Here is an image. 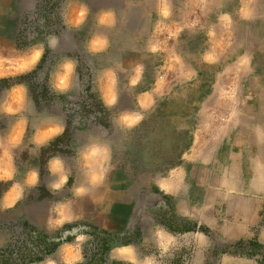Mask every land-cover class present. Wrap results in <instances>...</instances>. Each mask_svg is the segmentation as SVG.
I'll use <instances>...</instances> for the list:
<instances>
[{"label": "crops", "instance_id": "obj_1", "mask_svg": "<svg viewBox=\"0 0 264 264\" xmlns=\"http://www.w3.org/2000/svg\"><path fill=\"white\" fill-rule=\"evenodd\" d=\"M26 1L35 0H0V9L20 12L19 6ZM259 1L240 0L234 15L242 21H253L261 16ZM55 2L61 30L48 29L45 23L43 35L30 41L24 49H9L0 43V79L28 74L38 69L47 53H52L45 74L49 93L79 98L84 91L79 67L86 59L90 69L89 91L95 94L103 108L111 111L110 125L121 133L138 127L162 100L174 96L183 99L185 94L193 97L192 93L199 88V69L177 48L182 32L189 25L175 21L173 0ZM245 9L251 13L250 19L243 18ZM106 12H114L115 24L112 16L104 18ZM225 12L220 14L219 20H232V16ZM81 13L86 15L81 17ZM66 17L82 18L83 23L78 27L71 26ZM222 21L215 25H226ZM50 36H55L58 42L54 49L48 43ZM97 37L106 38L108 47L94 53L90 51L89 43ZM154 57L160 58V62L152 70L148 61ZM66 58L77 64L75 87L70 92L57 93L51 86L58 80L61 64ZM202 58L208 64L219 60L211 46L203 52ZM252 60V56L244 53L235 59V76L239 81L245 76H254ZM138 65H144L142 77L137 71ZM217 72L205 100L184 119V123L190 125L191 144L183 152L180 164L166 174L154 177L151 188L175 198L180 206L187 205L189 212L190 205L201 204L186 197L191 177L195 178L196 171L201 170L205 173L201 184L218 195L232 198L237 204L232 213L236 221L254 222L264 208V99L256 94L264 92V87H249L238 82L224 84L220 76L225 68ZM133 79L140 80L135 87L130 86ZM101 92L105 98L117 94V102L111 108L107 107ZM219 94H229L230 99L210 101ZM21 98L23 102L18 103ZM215 103L225 110L211 112L210 107ZM8 106L14 109L13 114L6 113ZM124 113L142 115L143 119L134 127L122 126L117 121ZM61 127L64 131L57 135ZM103 129L99 126L97 132L85 141L81 130L76 141L69 146L71 153L50 152L41 170L42 151L56 139L65 137L70 130L69 120L65 114L43 116L26 83H17L3 90L0 94V184L7 187L0 194V226L26 221L40 229L58 230L67 225L86 223L106 232L109 237L134 229L136 226L132 223L121 221L123 215L117 212L118 203L107 187L113 149ZM14 136L17 137L15 141ZM24 153L26 158L21 159ZM49 168L54 169V173H50ZM54 183L61 187L51 191L48 186ZM41 189L48 198L38 196ZM32 211L36 212L35 217L29 216ZM179 213L189 218L188 213ZM157 225L163 226L151 221L148 228L142 230L141 243L165 250L174 242L176 248L181 236L194 239L197 236L191 232L173 234L169 230L172 235L160 233L156 231ZM81 236L88 239L81 241ZM199 238L203 240L202 236ZM96 241L95 234L82 230L71 241L60 243L42 261L28 264H45L49 258L56 264H89L91 257L87 249ZM5 243L0 239V248L5 247ZM127 246L136 247L135 252L126 258L130 262L151 257L142 254L133 242L112 244L103 254L105 263L122 264L111 259L110 253Z\"/></svg>", "mask_w": 264, "mask_h": 264}, {"label": "rangeland", "instance_id": "obj_2", "mask_svg": "<svg viewBox=\"0 0 264 264\" xmlns=\"http://www.w3.org/2000/svg\"><path fill=\"white\" fill-rule=\"evenodd\" d=\"M239 2L240 0H173L175 21L189 25L182 32L177 48L199 69V88L192 93L193 97L185 94L183 99L174 96L162 100L156 106L158 111L155 112V108L148 113L143 122L131 131L121 133L110 125L111 113L104 110L95 94L89 91L90 69L86 59L81 65L84 89L81 97L70 99L47 95L44 87H34L37 108L43 116L65 114L70 122L68 136L62 144L57 145L61 153H71L69 146L76 141L81 130L84 132L82 140L85 141L97 132L99 126L105 128L104 134L109 138L113 149L107 187L116 198L117 212L123 215L121 221L136 226L128 237L137 244L142 254L150 255L156 264H264V208L254 222L236 221L232 213L237 204L232 198L218 195L215 190L211 191L201 184L205 178V173L201 170L196 171L195 178L191 177L186 195L201 204L190 205L189 212L187 205L180 206L175 198L151 188L154 177L162 176L180 164L169 166L166 161L181 159L179 156L190 142V125L184 123L187 117L185 115L194 111L193 107L205 100L207 92L204 91L215 82L220 68H225L224 74L220 76L224 84L238 82L249 87H264V0L259 1L261 16L249 22L234 15ZM56 5L55 0H35L26 1L19 6L20 12H4L0 9V43L9 49H24L30 41L43 35L45 23L48 24V29L61 30L55 12ZM223 12L231 15L232 20H219ZM221 21L226 25H215ZM209 46L219 58L211 64L204 63L202 58ZM241 53L252 56L254 76H245L239 81V77L235 76V59ZM52 57V53L47 55V60L39 71L36 81L39 85H42ZM148 62L154 70L160 58H150ZM256 94L258 98L264 99V92ZM225 95L227 96L219 94L210 98V101L230 99L229 94ZM232 99H235V94H232ZM210 108L214 113L225 110L216 103ZM142 124L143 128L139 130ZM20 157L25 159L26 154H21ZM38 196L48 198V194L42 189ZM178 210L188 213L189 218L183 217ZM28 214L36 216L35 211ZM151 221L163 225L173 234L191 232L197 236L195 239L192 236H181V242L176 248L174 242L171 248L160 250L153 244L141 243L142 230L148 228ZM24 222L26 221L11 223L7 227L0 226V239L6 242L5 246L9 243L16 244L15 239L25 240L20 227ZM79 228L90 232L95 230L86 223L79 225ZM61 229L46 231L53 234ZM95 232L98 233L97 241L87 249L91 257L89 264H106L104 249L121 238L109 237L99 230ZM28 246H32L31 243ZM25 251L22 248L19 252ZM14 252L12 256H7L14 260L17 256L16 250Z\"/></svg>", "mask_w": 264, "mask_h": 264}, {"label": "trees", "instance_id": "obj_3", "mask_svg": "<svg viewBox=\"0 0 264 264\" xmlns=\"http://www.w3.org/2000/svg\"><path fill=\"white\" fill-rule=\"evenodd\" d=\"M48 54L49 53H47L45 55V58L43 59V61L39 65L38 69H36V70L26 74V75L14 77V78L0 79V94L3 90L9 88L10 86H12L14 84L26 83L28 85L29 90L31 92V95L34 99H35V97H34V87L35 86L36 87L37 86L44 87L47 95H51L49 93L48 88H47L46 76L44 77L43 82L41 83L42 85H39L38 83H36L38 75H39V71L42 69L44 63L46 62ZM81 65H82V63H81ZM81 65L79 67V71L81 74V78H83ZM202 87H204L203 84H202ZM206 92L207 91H204V93H206ZM53 96H55V95H53ZM58 96L65 97L64 95H58ZM35 101L38 104V100L35 99ZM178 101H180V100H178ZM101 107H102V105H101ZM195 107L196 106H194L193 108L195 109ZM103 109L107 110L108 112L111 113L110 110L105 109V108H103ZM156 111H158V108H156L155 112ZM189 114H191V111H189L185 116L188 117ZM143 125L144 124H142V126H141V128H139V130H141L143 128ZM69 127H70V122H69ZM69 132H70V130H69ZM69 132H67L65 137L56 139L54 142L51 143V145L47 149H44L42 151L41 170H43V168H44V164H45L46 158L48 157V154L50 152H53L56 150L58 151L57 145L64 141V139L68 136ZM189 135H190V142L186 146V148L183 150V152L191 144L190 131H189ZM54 147H56V148H54ZM183 152L179 156L180 158H182ZM166 162L169 163V166H172V165H175V164H178L179 162H181V159L179 161H175V159H168V161H166ZM6 187H7L6 184H0V194L6 189ZM20 227L25 234V236L23 237L25 240L22 241L19 239H15L16 244L9 243L7 246L0 248V264H14V263H16V264H28V263L40 262L44 259V257L46 255L53 253L60 243H62L64 241H71L75 237V234L82 231V229H80L79 226H76V225H67V226L63 227L61 230L54 232L53 234H50L46 230L40 229V228H38V227L28 223V222L21 223ZM94 229L95 230L93 232L92 231L91 232L93 234H95L97 237L98 233L96 234L95 231H98V229L95 227H94ZM186 231H188V230H186ZM132 232H133V230H131V231L128 230V231H123L122 233H120L118 235H115V237L121 238V240L114 241L113 244L131 243L132 239L128 236H130V234ZM104 234L106 235V232H104ZM138 234H139V232H138ZM129 239H131V240H129ZM18 242L20 243V245H18ZM28 243H31L32 246H28ZM22 248L26 249V251L24 253L19 252ZM15 250H16L17 256L14 257V260H13V258L7 256V254L12 256L15 253L14 252ZM106 250H107V248L104 249V252Z\"/></svg>", "mask_w": 264, "mask_h": 264}, {"label": "clouds", "instance_id": "obj_4", "mask_svg": "<svg viewBox=\"0 0 264 264\" xmlns=\"http://www.w3.org/2000/svg\"><path fill=\"white\" fill-rule=\"evenodd\" d=\"M84 15H86V13H81V17H83ZM108 16L113 17V24H115L114 12H106L104 14V18H107ZM104 18L101 19V23L104 22ZM243 18L244 19H250L251 18V13L247 9L244 10ZM66 20H67V23L69 25L76 26V27H78L81 23H83L82 18L80 20H75V19H71V18L66 17ZM48 43H49L50 47H52L54 49L58 42H57V39L55 36H50L48 38ZM107 47H108V41L106 38H102V37H97L89 43V49H90V51H92L94 53L104 51ZM209 59H210V57H209ZM76 69H77V64L74 60L68 59V58L64 59L62 64H61V71L59 73L58 80L53 82V84L51 86L52 90L54 92H57V93L70 92L75 87ZM137 71L140 74V76L142 77L143 73H144V65H138ZM113 75L115 76V74H113ZM113 82L114 83L116 82L115 79ZM139 82H140L139 79H133L132 81H130V86L135 87ZM20 87H24V86H20ZM25 91L27 92V96H28L27 89H25ZM101 95H102V99L105 102V105L109 108H111L117 102V98H118L117 94L112 95L110 98H105L103 95V92H101ZM17 102L22 103L23 98H21ZM6 113L7 114H13L14 109L11 106H8L6 109ZM142 119H143L142 115L133 116L129 113H124L119 117L117 122L119 124H121L122 126H126V127L131 128V127H134L135 125H137ZM63 131H64V129H63V127H61V129L57 133V135H60ZM12 139H13V141H15L17 139V137L14 136V137H12ZM49 170H50V173H54V169L49 168ZM66 183H67V181H66ZM48 187L51 191H53V190L59 189L61 187V185L59 183H54ZM81 194L83 195V193H81ZM53 226H56L55 222H53ZM156 231L160 232V233H168V235H172L170 232H168V230L165 227L160 226V225H157ZM80 239H81V241H84V240L88 239V237L81 236ZM135 249H136L135 246L118 247L110 253V257L113 260H118V261L122 262V264H156V261L154 259H152L151 257H147L143 261H140V262H137V261H131L130 262L126 258L131 253H134ZM45 264H56V261L49 258L45 261Z\"/></svg>", "mask_w": 264, "mask_h": 264}]
</instances>
